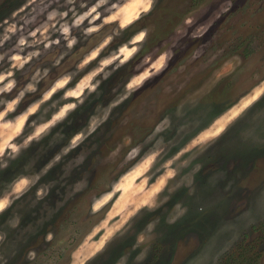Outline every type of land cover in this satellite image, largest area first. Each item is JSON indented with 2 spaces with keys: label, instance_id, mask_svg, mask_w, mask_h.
<instances>
[{
  "label": "rangeland",
  "instance_id": "rangeland-1",
  "mask_svg": "<svg viewBox=\"0 0 264 264\" xmlns=\"http://www.w3.org/2000/svg\"><path fill=\"white\" fill-rule=\"evenodd\" d=\"M94 2L87 0L89 6ZM27 3L28 0H0V33L5 21L18 22L21 17L35 15L37 23L29 26L31 30L46 19L47 11L67 10L63 0H52L51 4L48 0H36L13 17V12ZM76 7L78 11L86 10L79 8V0ZM187 18L193 20L191 25L184 23ZM114 27L106 26L102 33L88 38L74 32L80 43L58 66L53 67V61L65 51L63 41L59 47L53 46L26 65L23 72H16L19 89L37 68L51 69L49 77L40 82L39 91L26 97L18 111L38 99L40 92L59 75L74 71L83 56ZM144 28L150 32L140 53L101 85L104 94L99 99L93 96L91 103L69 117L70 124L65 121L58 125L39 143H33L30 149L22 152L19 159L10 161L6 170L0 171V191L15 176L39 171L67 144L72 133L87 123L96 104H107L123 91L124 82L145 55L155 57L160 51L172 48L177 28L187 30L188 35L180 40V46L172 49L176 56L168 69L115 109L102 130L70 152L42 178L40 184L55 183L46 199L33 207V188L0 215V231L7 233L6 240L0 243V264H80L96 243L92 235L94 227L105 212L117 210L120 203L117 201L111 209L92 215V200L107 191L111 182L130 167H121L129 147L142 144L144 152L150 151L152 145L145 144L146 137L157 123L169 116L173 127L163 136L170 146L175 145L168 152L171 157L195 131L185 127V131L178 134V127L195 121H200L202 127L253 89L264 86V0H157L153 10L115 39L101 56L115 51ZM203 29H206L203 37L190 38ZM15 39L6 42L0 52L8 51L10 55ZM30 50H25V54ZM97 63L94 61L85 71ZM8 67L5 61L0 64V71ZM113 88L117 92L114 93ZM15 94L14 90L5 98L10 99ZM59 96L57 94L53 100H59ZM191 101H198L196 107H191ZM50 104L44 105L31 119L37 122L47 119L55 110ZM181 104L185 115L177 118L175 113ZM44 108L50 109L47 115ZM30 131L31 128H26L25 134ZM60 132L62 139L57 135ZM127 137H131L130 146L124 145ZM117 146H120L119 155L109 159ZM198 152L196 149L176 161L179 175L170 181V187L186 182L192 169L199 164L202 167L195 174V191L189 194L188 188H181L163 208L144 215L125 239L109 245L91 264H116L122 256L127 257V264H137L135 257L144 249H147V257L140 264H218L226 253H229L230 264H247L258 254L255 264H264V98L207 151L197 155ZM79 155L86 158L77 166ZM193 156L196 158L192 159ZM184 159L190 163L181 168ZM83 179L87 180V187L69 195L73 185ZM177 201L187 211L169 224L166 218L174 214L172 206ZM15 215L22 219L20 226L13 229L7 222ZM157 216L160 222L154 233H145V243L134 248L136 234L147 220ZM49 232L53 234L51 241L45 239ZM30 250L36 253L33 260L27 259ZM242 253L246 258H242Z\"/></svg>",
  "mask_w": 264,
  "mask_h": 264
},
{
  "label": "clouds",
  "instance_id": "clouds-1",
  "mask_svg": "<svg viewBox=\"0 0 264 264\" xmlns=\"http://www.w3.org/2000/svg\"><path fill=\"white\" fill-rule=\"evenodd\" d=\"M35 2L36 0H28L27 4L17 12H13V17ZM51 2L52 0H48V4ZM63 3L67 7L66 11L57 9L47 11L46 19L31 30H29V26L37 23L35 15L21 17L18 22H4L3 32L0 33V48H3L5 43L12 40L13 37L16 39L9 50L10 55L8 51L0 52V64L7 61L9 65L6 70L0 71V171L6 170L10 161L19 159L22 152L30 149L33 143H39L58 125L64 124L65 121L70 124L69 117L86 104L91 103L93 96L99 99L104 94L101 85L137 57L149 37L150 29L144 28L136 32L126 43L120 44L115 51L108 55L102 57L101 54L123 32L148 15L155 7L157 0H95L90 6L87 0H79V8L86 9L84 11L77 10V0H63ZM47 7L48 5H45V8ZM69 13H71L70 19ZM184 23L191 25L193 20L187 18ZM110 25H115V27L111 29L110 33L103 35L100 41L83 56L76 64L74 71L59 75L48 88L40 92L38 99L18 111L21 104L25 103L26 97L39 91L40 82L49 77L51 69L37 68L29 81L19 89H17V80L15 79L16 72H23L26 65L39 59L53 46L59 47L63 41L65 51L53 61V67H56L80 43V38L74 32H79L82 37L88 38L102 33L105 27ZM205 32L206 29H203L190 38L203 37ZM54 34L58 35L53 38ZM186 35H188L186 29L177 28L172 48L160 51L155 57L145 55L134 66L133 73L124 82L123 91L115 95L107 104H96L93 112L88 116L87 123L73 132L68 138L67 144L61 147L39 171L31 175L20 174L10 180L7 187L0 191V215L8 211L16 201L25 197L33 188H35L33 207L37 202L46 199L51 194L52 188L55 187V183L40 184L42 178L60 164L65 156L79 148L98 130H102L115 109L143 89L150 81L164 73L176 56V52L172 49L180 46V40ZM27 49L31 50L25 54ZM94 61H98L96 66L85 71ZM81 73L83 74L81 75ZM70 85L71 87H69ZM14 90L16 94L10 99H6L5 97L12 94ZM112 91L115 93L117 89L113 88ZM57 94H60L59 100H53ZM262 98H264V86L253 89L202 127L200 121H195L187 126L181 125L177 128L178 134L183 133L185 127L195 129V131L188 136L182 147L171 157H168V152L175 145L170 146L163 136L173 127L172 118L169 116H165L157 123L146 137L145 144L152 145L150 151L144 152L142 144L129 147L121 167L124 165H130V167L111 182L107 191L92 200L90 205L92 215L105 212V209H111L117 201L120 203L117 210L105 212L101 222L94 227L92 235L96 243L90 255L84 258L80 264H91L97 256L102 255L108 249L109 245L117 240L125 239L134 229L138 220H142L146 214L155 213L158 209L163 208L181 188H188L189 194L193 193L195 191L193 187L195 174L200 171L202 166L195 165L191 177L186 182H177L170 187V181L176 180L179 175L175 167L176 161L196 149H199L197 155L207 151L230 128L243 119ZM49 102H51L50 108L55 110L48 115V118L41 119L39 122L32 120L31 118L40 113L42 107ZM197 104L198 101H191V107L194 108ZM49 110V108H44V114L47 115ZM175 115L177 118L185 115L183 104L177 107ZM26 128H31L27 134H25ZM57 135L61 139L63 138L62 132ZM131 144V137L125 138L124 145L130 146ZM119 152L120 146H117L109 154V159L117 157ZM85 158V156L79 155L76 158V165H82ZM195 158V156L192 157V159ZM189 163L190 160L184 159L181 168L187 167ZM86 187V179L77 181L69 195L83 191ZM165 193L167 194L165 195ZM172 207L174 214H170L166 218V222L169 224L175 223L187 211L179 201ZM21 219L19 215H15L7 222L8 226L13 229L18 228ZM159 222L157 216L154 220L149 219L144 223L141 231L136 234L134 248L145 243V233H154ZM6 238L7 233L0 231V243H3ZM45 239L51 241L53 234L47 233ZM35 257L34 251L30 250L27 253V259L33 260ZM146 257L147 249H144L135 257V260L137 264H140ZM116 264H127V257L122 256Z\"/></svg>",
  "mask_w": 264,
  "mask_h": 264
},
{
  "label": "trees",
  "instance_id": "trees-1",
  "mask_svg": "<svg viewBox=\"0 0 264 264\" xmlns=\"http://www.w3.org/2000/svg\"><path fill=\"white\" fill-rule=\"evenodd\" d=\"M244 255H245L244 253L241 254V256H243L242 258L245 257ZM259 255H260V254H258L257 258L259 257ZM228 256H229V253H226V254L222 257V259H220V261H219L218 264H230V261H229ZM245 258H246V257H245ZM257 258H256V259H257ZM256 259L253 260V258L251 257V260H250V261L247 260V261H248L247 264H255V263H256Z\"/></svg>",
  "mask_w": 264,
  "mask_h": 264
}]
</instances>
